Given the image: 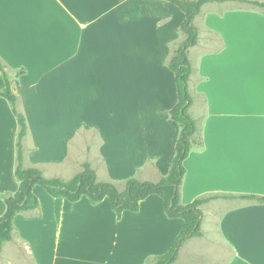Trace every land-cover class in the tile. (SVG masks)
I'll use <instances>...</instances> for the list:
<instances>
[{"label":"crops","instance_id":"obj_1","mask_svg":"<svg viewBox=\"0 0 264 264\" xmlns=\"http://www.w3.org/2000/svg\"><path fill=\"white\" fill-rule=\"evenodd\" d=\"M184 19L179 6L167 0H0V59L29 127L25 164L42 171L67 160L84 125V88L96 87L106 88L110 102V165L121 167L110 180L136 175L158 181L167 174L180 132L168 113L178 100L168 62L173 45L184 39L179 29ZM196 23L223 46L190 49L195 68L190 87L203 103L192 109L200 121L184 160L180 203L213 194L264 196V9L239 1L207 4ZM5 85L0 71V90ZM71 103L74 113L68 114ZM18 131L10 102L0 95V193L19 188ZM34 192L40 207L15 217L13 237L2 252L16 247L20 236L35 264H47L45 231L52 222L63 224L57 206L67 202L44 197L40 185ZM211 207L218 208L214 228L223 264H264V202L212 199L201 206L202 226ZM47 210L56 217L52 221ZM5 211L0 196V217ZM157 212L164 217L160 221ZM133 213L143 214L154 226L149 229L166 237V250L184 225L181 218L165 216L164 201L155 194ZM205 236L202 229V235L189 238L172 264Z\"/></svg>","mask_w":264,"mask_h":264},{"label":"rangeland","instance_id":"obj_2","mask_svg":"<svg viewBox=\"0 0 264 264\" xmlns=\"http://www.w3.org/2000/svg\"><path fill=\"white\" fill-rule=\"evenodd\" d=\"M211 36L205 31L201 33V47L208 49L218 45ZM84 90L81 103L84 125L70 144L67 160L43 166L42 171L46 177L68 180L89 163L99 180L112 181L119 189H124L125 181L110 180L121 167L110 165V102L103 93L106 88L88 87ZM71 104L68 114L74 113V103ZM79 111L77 108V114ZM40 188L44 197L50 198L47 191ZM45 199L42 198L44 209L49 206ZM64 200L67 202L65 207L57 206L62 207L60 216L63 218L60 219L63 224L59 226L50 222V230L45 231L47 264H154L156 256L168 251L166 237L149 229L152 225L145 222L143 214L126 211L118 217L108 198L98 204H92L87 196L75 205L66 198ZM211 210L206 212L201 225L206 239L189 245L178 264H223L225 257L219 250L220 238L214 228L218 208L211 207ZM46 213V218L51 221L56 218L52 210ZM156 215L159 221L164 218L158 212ZM18 239L16 247L1 251L0 264H35L20 236Z\"/></svg>","mask_w":264,"mask_h":264},{"label":"trees","instance_id":"obj_3","mask_svg":"<svg viewBox=\"0 0 264 264\" xmlns=\"http://www.w3.org/2000/svg\"><path fill=\"white\" fill-rule=\"evenodd\" d=\"M167 1L178 5L185 14V19L179 28L184 34V39L173 45V53L168 62L169 68L175 74L178 93V100L168 113L170 118L179 124L180 132L169 171L158 181L141 180L131 176L125 180L124 189L120 190L112 181L99 180L96 170L89 163H85L83 170L68 180L60 177H46L39 167L27 166L23 148V140L29 133L27 118L18 108L19 97L13 92L7 66L0 59V71L6 83L5 87L0 90V95L10 102L19 124L15 169L19 188L15 192L0 193L6 203V211L0 217V253L3 244L13 237L15 217L19 213L40 207V199L34 192L36 185L43 187L50 196L63 197L72 203L78 202L84 196H87L92 204H97L108 198L118 217H121L126 210L139 211L141 202L147 197L154 194L160 196L164 201L166 215L170 218L183 219L184 225L172 247L166 253L156 256L154 264H172L177 259L179 250L186 240L202 235L201 225L204 215L201 208L202 204L220 197L264 202V196L259 195L213 194L197 198L185 205L180 203V185L185 173L184 160L189 154L191 140L198 130L200 121V118L192 113V109L200 107L203 103L190 87V81L195 73V68L190 59V49L200 45V36L204 31L210 33L211 39L218 43V45L208 49L218 51L223 46L222 40L198 26L196 19L207 4L239 1L264 9V0ZM23 73L24 70H21L17 76Z\"/></svg>","mask_w":264,"mask_h":264}]
</instances>
